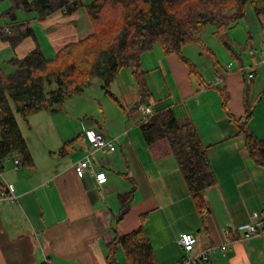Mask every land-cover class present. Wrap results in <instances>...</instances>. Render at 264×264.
Masks as SVG:
<instances>
[{"label":"crops","instance_id":"1","mask_svg":"<svg viewBox=\"0 0 264 264\" xmlns=\"http://www.w3.org/2000/svg\"><path fill=\"white\" fill-rule=\"evenodd\" d=\"M32 20L40 36L34 29L35 38L26 37L12 47L11 57L24 56L36 44L44 53V41L55 53L65 43L84 38L93 31L83 6L68 15L55 10L43 19L35 16ZM262 43L264 40L258 46ZM190 45L184 46L182 53L193 61L183 52ZM8 46L0 40V49ZM155 46L141 55L148 89L143 103L139 102L132 68H122L110 86L111 91L115 88L120 92L122 111L112 109L109 113L101 105L103 123L100 124L97 120L79 123L66 112L65 129L59 130L53 125V131L37 125L36 132L45 133L38 134L32 145L24 135L32 165L20 163L16 167L12 158L0 164V193L5 194L0 195V264H42L44 259L49 264H107L105 243L112 237L111 225L116 231L126 233L141 224V215L145 216L143 228L158 264H184V252L178 242L181 233L196 235L192 251L195 254L211 244L223 242V229L250 220L253 212L264 216V167L251 161L243 136L237 134L236 125L229 121L221 105L219 90H209V87L224 86L229 94V111L235 118L243 116L245 71L231 61L220 62L215 70L209 56L200 65L207 67L210 63L213 75L205 79L201 74L199 80L192 77L177 55L165 54ZM195 49L199 56L207 53ZM247 57L243 66L254 64V78L258 67L264 70L261 61L264 53ZM228 63L231 71L224 73ZM217 74H223V79L215 86H206ZM136 103L138 107L132 109ZM59 104L35 115L41 112L51 115V111L61 109L57 107ZM145 105L153 111L170 108L180 121H191L208 147L216 183L205 190L202 211L195 207L175 157L159 156L145 142L137 125V120L144 116L141 108ZM211 105L217 109L213 111ZM248 126L257 138H264V90L253 102ZM86 130H100L113 138L115 149L92 151L84 135ZM79 134L72 151L58 152L65 141ZM86 154H90L97 168L105 171V182L98 184L90 174L77 176L73 164ZM125 174L133 179L136 190L128 212L116 220L118 194L132 186ZM229 236L232 242L228 250H218L207 262L198 264H264V232L248 238H240L236 232ZM120 252L116 254L119 263L128 264Z\"/></svg>","mask_w":264,"mask_h":264},{"label":"trees","instance_id":"2","mask_svg":"<svg viewBox=\"0 0 264 264\" xmlns=\"http://www.w3.org/2000/svg\"><path fill=\"white\" fill-rule=\"evenodd\" d=\"M249 4L264 20V0H10V6L1 12L10 22L0 27V40L15 47L21 40L32 36L34 27L29 21H18L17 10L35 12L43 19L47 14L61 10L68 15L83 6L93 26L84 38L65 43L53 56L47 57L38 44L22 57H11L13 66L5 72L0 65V164L13 155L21 164H33L31 153L19 127L15 112L25 120L38 111L50 110L67 97L79 94L93 77L102 79V88L119 106L124 107L110 90L122 68L131 67L132 75L143 103L148 95L145 70L141 66L144 51L158 45L165 54H175L188 67L189 72L201 79L197 65L182 53L188 44L201 42L200 34L207 25L214 26L213 34L228 51L232 60L243 66V53L254 45L248 41L233 43L228 30L244 16ZM214 69L220 66L214 51L206 48ZM221 96V105L229 121L243 136L244 147L251 161L264 167V138H257L248 126L252 109L235 118L229 111V94L224 86H215ZM138 103L132 109L137 108ZM145 142L159 156L173 155L185 180L195 207L205 208L204 192L216 183V177L204 145L194 124L180 121L172 109L154 111L137 120ZM80 134L65 141L58 152L66 154L75 148ZM118 194L120 220L129 210L136 190ZM141 224L126 233L112 228V237L105 243L107 264H120L116 254L120 250L128 264H158L149 238Z\"/></svg>","mask_w":264,"mask_h":264},{"label":"rangeland","instance_id":"3","mask_svg":"<svg viewBox=\"0 0 264 264\" xmlns=\"http://www.w3.org/2000/svg\"><path fill=\"white\" fill-rule=\"evenodd\" d=\"M83 1L86 2L89 0ZM9 6L10 0H0V27L5 26L10 22V19L8 17H4L1 15V12L7 9ZM16 14L18 21H29L34 27L35 31L38 33L37 35L40 36L39 28L37 27L36 22H32V18L36 15L35 12L18 9ZM213 30L214 26L207 25L204 31L200 34V38L203 42H201V44L199 45L197 43L191 44L183 51L184 54L189 55L195 63L199 64L197 70L201 72L205 79L213 75V69L210 63L207 67L205 64L201 66L200 63L206 59H209V54L205 53L202 56H199V52L196 51L195 48H199L200 51L204 50L206 52V48L210 47L216 54L217 58L219 59V62L225 64L227 63V61H231L234 64H237L235 60H230L231 58L229 57L227 50L219 41V39L212 33ZM228 34L230 40L233 43H240L247 40L248 45L252 43V45H254L253 48H257L259 43L264 40V20L256 15L251 5L247 4L245 7V16L234 27L228 30ZM43 48L44 53L47 57H51L54 55V52L49 50V45L46 41L43 42ZM154 48L156 50H161L158 45H156ZM248 49L249 48H247L243 53L244 61L245 59L248 60ZM11 53V46L0 49V65L5 72H9L13 69V66L7 62V59L12 55ZM258 56L259 55L257 53V57ZM127 68L129 70L131 67L129 66ZM240 72L242 71L240 70ZM156 75L159 76L158 72L156 73ZM194 76L197 78V76L193 74L192 77L194 78ZM160 84L162 85V83ZM216 89V87H209L210 91H216ZM263 90L264 70L262 68L258 67V73L256 77L252 79L247 78L245 74L243 95L245 96L246 109H252L253 102L262 94ZM112 91L123 103V100L120 96V92L115 88H112ZM61 104L62 103L57 106H61V109L57 108L51 111V115L45 112L38 113L39 115H35L34 113L28 117L27 121H25L19 115V113L15 112L22 134L23 136L26 135L31 145L34 140H36L38 134L44 135L45 133L43 130H41L42 132H36L35 126L37 125H41L43 128H51L53 131V125L59 130L65 129L67 127L68 122L66 119V112L69 114L68 116L71 115L79 123H93L94 120H97V122L100 124L103 123V113L101 110V105L105 110L109 111V113L110 111H112V109H119L122 111L117 102L112 97H110L102 88V79L100 77H93L91 83L84 89L82 93L67 97L65 99V103L62 105ZM210 107L213 108V111L217 109V107H214L213 105H211ZM83 113L88 114H86L85 116ZM127 117L129 116L127 115ZM32 147H34V145Z\"/></svg>","mask_w":264,"mask_h":264},{"label":"built area","instance_id":"4","mask_svg":"<svg viewBox=\"0 0 264 264\" xmlns=\"http://www.w3.org/2000/svg\"><path fill=\"white\" fill-rule=\"evenodd\" d=\"M257 52L264 53V43H262L257 48H249L247 55L251 58L255 57ZM264 62V59L261 60ZM254 64L241 66L240 69L245 71L246 77L251 79L254 75ZM231 71V64L228 63L224 66V73ZM223 79V74H217L214 78L206 83V86H215L218 82ZM141 111L143 115H150L154 111L149 105L142 106ZM85 138L90 143V149L92 151L96 149H105L107 151H113L115 149L114 139L108 138L100 130H86ZM12 158L15 166L20 165L21 161L18 156L6 157L5 160ZM4 160V161H5ZM73 168L77 176L84 177L86 174L93 175L98 184L106 181L107 176L104 170L97 168L94 161L90 157V154H86L82 158L78 159L74 164ZM1 173V172H0ZM11 188V185H8ZM1 196H5L4 192L0 193ZM231 232H236L240 235V238H248L251 236H256L264 232V216L258 212H253L250 220L236 224L232 227H226L223 229L222 234L225 236L223 242L219 244H211L206 248L202 249L195 254L192 253L197 242L196 235L190 232L181 233L178 237V242L184 252L183 263L184 264H198L200 262H207L209 258L215 254L218 250L226 251L230 248L232 242L229 236ZM230 237V238H229ZM42 264H49L47 259H44Z\"/></svg>","mask_w":264,"mask_h":264}]
</instances>
